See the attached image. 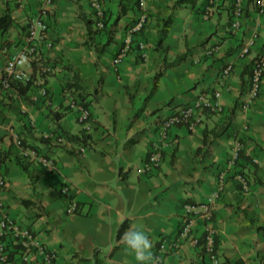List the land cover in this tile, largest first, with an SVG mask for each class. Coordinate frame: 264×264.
<instances>
[{
  "label": "crops",
  "instance_id": "obj_1",
  "mask_svg": "<svg viewBox=\"0 0 264 264\" xmlns=\"http://www.w3.org/2000/svg\"><path fill=\"white\" fill-rule=\"evenodd\" d=\"M43 1L0 0V16L12 17L10 26L0 29V76L5 59L24 46L27 23ZM206 3L146 0V25L133 36L128 53L112 64L125 28L139 12L138 0H102L110 41L100 52L83 44L84 20L92 17L89 0H52L43 16L52 47L41 42L37 56L24 66L27 89L0 84V173L7 181L0 199L12 218L55 251L53 264H137L126 251L124 231L142 228L153 241L152 252L162 238H176L183 205L206 200L216 190L219 170L226 179L209 223L216 229L220 264H264V84L249 107L240 106L252 62L264 56V9L244 0L240 27L232 30V0H216L207 17ZM106 39L105 31L95 36L99 44ZM248 42V53L240 56ZM179 55L184 57L175 62ZM228 62L232 69L223 81L220 69ZM40 64H50L52 72L40 74ZM74 79L76 89L67 86ZM215 90L221 92L222 112L205 114L193 129L172 126L161 164L142 172L159 119ZM69 96L82 100L92 117L83 153L60 134L80 130ZM228 118L223 135L213 140L203 135ZM60 136L64 140L58 141ZM235 141L242 144L236 168L247 174L248 192L227 165ZM22 148L50 157L54 168L24 158ZM66 182L78 204L73 214H66L68 200L60 192ZM203 225L195 217L193 234L201 236ZM161 264L210 263L200 245L181 241Z\"/></svg>",
  "mask_w": 264,
  "mask_h": 264
},
{
  "label": "built area",
  "instance_id": "obj_2",
  "mask_svg": "<svg viewBox=\"0 0 264 264\" xmlns=\"http://www.w3.org/2000/svg\"><path fill=\"white\" fill-rule=\"evenodd\" d=\"M23 4L22 0H17ZM244 0H232V20L230 29L236 30L240 27L241 18L244 10ZM52 0H44L40 11L31 18L27 23V34L24 46L15 54L9 55L4 62L2 74L0 76V84L3 88L10 87V81L25 82L28 80L24 66L33 60L38 54L39 44L43 42L47 48L52 47V41L47 38V22L44 14L47 12V5ZM216 0H207L204 7L203 15L207 17L213 9ZM258 10L264 9V0H253ZM139 12L133 22L125 28L122 43L112 57V64H117L130 50L133 43V36L140 33L148 21L149 12L146 6V0H138ZM91 16L93 19V27L102 29L104 27V9L102 0H89ZM140 48L143 44L139 43ZM251 42L242 44L239 49V55L244 56L248 53ZM213 50H208L211 53ZM232 64L230 62L224 64L220 69V78L224 81L230 74ZM53 67L50 64H40L39 73L48 74L52 72ZM221 80V82H222ZM264 84V56H258L254 59L250 69V76L246 91V97L241 100L240 106L247 108L251 105L262 92ZM40 93L47 96V90L42 87ZM220 90L212 91L209 94H200L195 100L184 106H180L171 113L162 116L159 119L155 138L151 141L146 160L141 167L142 172H151L152 169L159 167L163 157V151L171 143L168 131L172 126L184 124L188 129H193L199 125L205 114H216L222 111V105L219 101ZM68 107L76 114V121L79 125V132L88 134L92 129V117L87 105L80 99L69 96ZM16 145L21 144V140L13 135ZM64 140L58 137V141ZM78 152L83 153L85 146L77 147ZM242 144L235 141L231 152L227 158V165L233 170L239 158V152ZM21 156L24 158L34 159L46 168H54V161L45 155L40 154L35 148H22ZM253 163L257 162L256 158H252ZM237 184L243 192L250 190V184L247 174L237 171L233 174ZM226 176L224 170L217 174L216 190L199 203H185L183 205L182 225L178 231L177 237L168 240L161 239L157 246L154 247L153 257L149 264H161L164 255L178 247V242L189 241L193 245H200L210 264H220L219 253L215 246L216 229L209 222L212 212L219 196L224 187ZM7 184L6 178L0 173V190L4 189ZM60 192L67 197L65 206L66 214H73L78 211V204L71 195V184L63 183L60 186ZM203 219V232L201 236H196L192 232V224L195 217ZM56 253L48 248L37 235L28 227L20 225L14 218L10 216L4 202L0 199V263L12 262L19 260L24 264H53Z\"/></svg>",
  "mask_w": 264,
  "mask_h": 264
},
{
  "label": "trees",
  "instance_id": "obj_3",
  "mask_svg": "<svg viewBox=\"0 0 264 264\" xmlns=\"http://www.w3.org/2000/svg\"><path fill=\"white\" fill-rule=\"evenodd\" d=\"M187 1H189V0H177V2H187ZM84 21H85V26H86V39L83 41V44L87 45L89 47H92L94 50H97L99 52L102 51V49L110 41V30H108L106 28L105 21H104V27L102 29H96V28L93 27V19H92V17L85 18ZM11 23H12V17H11L9 12H5L2 16H0V29L2 31H5L10 26ZM101 31H105L106 32L107 39H106V41L104 43H100L99 44V41L95 40V36L98 33H100ZM183 57H184V55H179L176 58L175 62L181 60ZM20 84H23V86L20 87L19 86ZM28 85H29V79L26 80L25 82L10 81V86L15 87L20 92H24L27 89ZM67 86L73 87V88L78 87L76 82H75V79L71 83H67ZM228 126H229V118L226 119V121L224 120V122L222 124L215 125V126H213L212 128H209V129H204L203 130V133H204L203 135L204 136L205 135L206 136H211V139L213 140L216 137H219V136L223 135L225 133V131L227 130ZM60 134L67 141L72 142L74 144L84 145V146L87 144L88 134H84L82 132H78V133L72 134V133H68V132L63 131V130L60 131ZM203 141H205V137L203 138ZM219 171H221V170H219ZM237 171H242L243 172V170L241 168H238V167L236 168V166H235V168H233V174L235 172H237ZM218 172H217V174H218ZM248 181H249V179H248ZM124 225H125V223H123L120 226V228L118 229V233L122 230ZM201 251H202V258L204 259L205 253L203 252L202 249H201ZM232 264H239V263L237 261H234V262H232Z\"/></svg>",
  "mask_w": 264,
  "mask_h": 264
},
{
  "label": "clouds",
  "instance_id": "obj_4",
  "mask_svg": "<svg viewBox=\"0 0 264 264\" xmlns=\"http://www.w3.org/2000/svg\"><path fill=\"white\" fill-rule=\"evenodd\" d=\"M126 251L134 255L137 264H149L153 257V241L140 227H131L122 234Z\"/></svg>",
  "mask_w": 264,
  "mask_h": 264
}]
</instances>
